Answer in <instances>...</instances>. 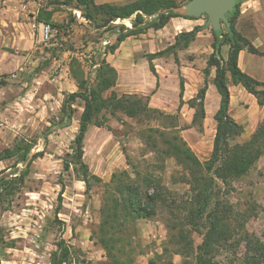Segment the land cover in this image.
<instances>
[{"label": "rangeland", "instance_id": "obj_1", "mask_svg": "<svg viewBox=\"0 0 264 264\" xmlns=\"http://www.w3.org/2000/svg\"><path fill=\"white\" fill-rule=\"evenodd\" d=\"M32 1L0 0V155L21 139L34 143L32 154L43 153L32 162L23 184L9 202L0 204V231L7 243V247H0V264H49L50 254L60 240L71 252L67 264H112L95 241L94 233L98 232L102 206L113 208L111 199L115 193L107 189L112 175L124 171L133 179L135 169L141 176L149 174L160 182L164 202L159 203L152 220L119 219L124 224L118 234L125 251L121 259H132L133 264H197L202 236L187 220L191 192L183 177L186 175L188 179V175L175 159L147 148L140 132L146 130L160 146L155 129L168 141L178 136L200 162L209 159L215 121L204 118L193 124L194 109L188 105L203 85L202 71L213 42L206 17L194 23L207 27L210 36H199L186 48L176 50L177 61L172 53L155 56L151 62L155 77L148 68L146 60L151 54L147 53L165 51L174 44L176 36L187 32L185 28L171 30L169 21L161 29L150 28L144 36L126 39L113 53L114 57L106 55L110 65H119L121 78L117 74L115 86L104 96L113 91L119 96L148 97L149 107L165 116L163 121H142L141 125L122 114L111 116L103 112L98 119L101 125H90L83 141V162L89 173L100 179L99 183L92 181L86 193L85 184L73 169L69 172L63 169V161L71 153L70 146L77 134L83 104L77 101L73 105L69 122L61 114V107L65 96L77 91L71 66L87 82H93L99 59L107 45L115 43V36L93 30L79 11L69 7L63 11L74 15L75 22H69L66 15L57 22L64 26L63 30L58 32L51 27L45 38L43 29L38 31L32 18L31 11L36 10ZM48 1L52 0H36V4L45 6ZM129 1L132 0H118L117 4ZM176 1L184 5L189 0ZM240 11L238 30L258 40L264 51V0H244ZM116 24L130 27L129 20ZM259 57L264 66V56ZM132 72L135 76L129 77ZM180 83L184 102L181 107ZM214 93L209 95V108L218 96L216 90ZM257 109L258 105L250 100L236 105L230 113L240 125L246 121L250 129L245 132L243 128L234 143L247 142L264 119L254 117ZM24 168L14 159L2 160L0 178L11 180L20 173L16 169ZM141 176L139 184L143 183ZM61 183L64 192L57 213ZM215 183L213 201H218L221 212L228 214L225 220L228 238L214 246L213 263L246 264L249 249L246 243L255 239L264 241V155L244 177L231 180L228 186L217 179Z\"/></svg>", "mask_w": 264, "mask_h": 264}, {"label": "trees", "instance_id": "obj_2", "mask_svg": "<svg viewBox=\"0 0 264 264\" xmlns=\"http://www.w3.org/2000/svg\"><path fill=\"white\" fill-rule=\"evenodd\" d=\"M243 1H238L233 11L227 15V27L224 25L219 33H214L210 29L213 37L211 44L213 53L209 55L206 67L202 71V87L196 96L188 101L189 107L194 109L192 123L202 121L205 118L204 99L208 78L211 69L214 68L212 84L219 94L220 102L213 116L215 134L209 159L200 162L178 136H174L168 141L163 133L155 129L154 132L158 134L161 145L164 147L161 150L162 146L158 145L153 135L147 134L144 129L140 132L141 139L144 140L147 148L175 159L188 175V179H185V174L183 177L188 182L191 192L187 220L190 227L202 236V242L199 246L200 252L196 257L197 264H214V246L228 238L225 224L228 214L225 211L221 212L218 201H213L217 189L215 179L228 186L231 180L240 179L247 175L259 158L264 155V119L257 125L247 142L237 144L234 142L242 135L243 127L234 120L229 111V82L233 85H240L255 98L258 106L264 105V81L255 79L238 67V56L243 50L249 54L264 56V52L256 48L237 28L241 14L240 4ZM48 5H53L51 10H48ZM48 5L39 7L35 17L37 24L49 25L56 28L58 32L62 31L64 26L53 23L52 15L60 6H66L79 11L80 17L93 30L115 36V43L107 45L103 57L99 59L93 82H87L82 73H78L71 66L77 91L67 94L61 107V114L69 122L74 113L73 105L77 101H81L83 104L78 120L77 134L70 146L71 153L67 154L63 161V169L65 172H69L72 168L75 176L85 184L86 193H88L92 181L100 182L98 177L89 173L87 165L83 162V141L88 127L90 125L99 127L101 124L98 119L105 111L111 116H116L118 113L122 114L138 124L150 120L160 122L165 116L159 110L149 107L148 97L126 94L119 96L113 91L108 97L104 96L107 91L115 86L117 81V71L106 61V55L113 54L125 39L144 34L150 28L161 29L172 18L197 19L177 13L175 10L183 5L176 0H132L122 4L97 3L95 0H63L51 1ZM68 16L69 22H75L74 15L70 13ZM150 18L152 21L148 22L147 20ZM127 20L130 21V27L116 24ZM205 28L207 27L196 26L191 31L181 32L176 36L174 44L168 49L161 53L149 55L148 63L151 73L155 76L151 66L155 56L172 53L175 61H177L176 50L186 48L196 39V35ZM223 46L228 47L226 60H223L220 55V49ZM182 92L183 84L180 83L179 107L184 104ZM33 145L32 141L21 139L12 148L5 149L1 153L0 161L14 159L16 164H22L25 168L16 169L20 173L11 180L0 178V204L9 202L14 191L23 184L24 177L32 162L43 156L42 152L31 153ZM128 164L132 165L131 161ZM133 172L135 176L133 179L124 171L112 175L107 189H112L115 193V197L111 199L113 208L110 210L106 205L102 206L98 232L94 233L95 241L104 249L112 264H133L132 259L125 260L120 257V255L125 254L122 248V239L118 237L124 225L123 221L152 220L157 214L159 203L164 202L160 182L151 178L149 174L141 176L136 169ZM140 176L143 180L142 184L137 182ZM63 192L64 185L61 183V190L57 199V213L62 206ZM121 218L123 221L119 222ZM246 244L249 249L245 254V263L264 264V241L255 239ZM5 246L7 247V243L0 231V247ZM70 255V249L65 247L63 240H60L56 244V249L50 254L49 264H67L70 261Z\"/></svg>", "mask_w": 264, "mask_h": 264}, {"label": "crops", "instance_id": "obj_3", "mask_svg": "<svg viewBox=\"0 0 264 264\" xmlns=\"http://www.w3.org/2000/svg\"><path fill=\"white\" fill-rule=\"evenodd\" d=\"M52 1H63V0H52ZM32 2L35 4V7H36V10L31 11L32 14H33L32 18L35 20V17H36V15L38 13V9H39V7L41 5L38 7L37 4H36V0H33ZM49 2H51V1H48V3ZM103 3H115V4H117L118 0H103ZM48 7H49L48 10H51L53 5H48ZM64 8L68 9L69 7L60 6V8L57 9L53 13V15H52V22L53 23H57L59 20L63 21L64 18H66V15H68V14L65 11H63ZM195 21L196 20H189V19H183V18H172L170 20V22H171V30H175L178 27H181V28H185V30L188 32V31L192 30L196 26H201V25H196L194 23ZM85 24H86V22H85ZM44 25L45 24H37L36 23L37 30L40 31L41 28L43 29ZM141 36H144V34H141L140 37ZM199 36H210V34L208 33L207 29L205 28V29H203L202 31H200L196 35V39H198ZM244 36H246V35H244ZM135 37H137V36H135ZM246 37L251 41V43L256 48H258L260 51H262L261 50V46H260L261 44L259 43L258 40H252L248 36H246ZM129 38H127V40ZM262 52H264V51H262ZM212 53H213V49L211 47V50L209 51L208 56L210 54H212ZM147 54H153V53L149 51ZM220 55L223 58V60H226L227 55H228V47L227 46L221 47ZM111 56L114 57V54L113 55L111 54ZM107 62H110L109 58H107ZM146 62H147V64H149L147 60H146ZM205 65H206V63H205ZM111 66H113L116 69L117 74H118V79H120L121 75H120V70H119V67H118L119 65H116L115 63H113V64L111 63ZM134 66H135V62L132 63V68H134ZM238 67L243 72L249 74L250 76L254 77L255 79H257L259 81H264V66H261V58L259 56H256V55H253V54H249L245 50L241 51L239 53V56H238ZM148 68H149V65H148ZM133 72H132V75H130L129 77L135 76L134 75L135 73H133ZM213 77H214V68L211 69V74L209 75V81H208V84H207V91H206L205 99H204L205 118H213L215 112L217 111V109L219 107V102H220V97H219V94L217 93L218 96L214 97L215 100H213L211 108H209V105H208L209 104V95H210V93L215 94L214 90H216L214 85L212 84ZM228 90H229V94H230V100H229V111H230V113H232L233 110H235L236 105H241L242 106L247 101L252 100L253 102H255V104H257L256 101H255V98L252 95L248 94L240 85H233L232 83L229 82ZM244 101H245V103H242ZM257 110H258V113L254 117H257V119H262L264 117V105L263 106H258ZM240 123L243 125V128H244L245 132H249L250 131V129H248L249 124H247L246 121H242Z\"/></svg>", "mask_w": 264, "mask_h": 264}, {"label": "water", "instance_id": "obj_4", "mask_svg": "<svg viewBox=\"0 0 264 264\" xmlns=\"http://www.w3.org/2000/svg\"><path fill=\"white\" fill-rule=\"evenodd\" d=\"M240 0H189L175 11L185 17L199 19L206 17V24L210 25L214 33H219L224 25L228 26L227 15Z\"/></svg>", "mask_w": 264, "mask_h": 264}, {"label": "built area", "instance_id": "obj_5", "mask_svg": "<svg viewBox=\"0 0 264 264\" xmlns=\"http://www.w3.org/2000/svg\"><path fill=\"white\" fill-rule=\"evenodd\" d=\"M51 33V27L49 25L43 26V36L47 38Z\"/></svg>", "mask_w": 264, "mask_h": 264}]
</instances>
